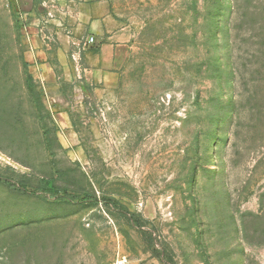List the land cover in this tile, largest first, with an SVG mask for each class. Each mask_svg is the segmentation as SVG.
<instances>
[{
    "label": "rangeland",
    "instance_id": "374dc122",
    "mask_svg": "<svg viewBox=\"0 0 264 264\" xmlns=\"http://www.w3.org/2000/svg\"><path fill=\"white\" fill-rule=\"evenodd\" d=\"M108 1L116 78L42 83L0 0V264H264V0Z\"/></svg>",
    "mask_w": 264,
    "mask_h": 264
},
{
    "label": "crops",
    "instance_id": "0c3cea01",
    "mask_svg": "<svg viewBox=\"0 0 264 264\" xmlns=\"http://www.w3.org/2000/svg\"><path fill=\"white\" fill-rule=\"evenodd\" d=\"M19 14L25 40L31 45L26 55L31 74L42 83L50 77V66L42 58L69 56L82 59L84 76L96 81L116 78L122 53L132 39L131 31L118 19L108 0H11ZM50 38L56 52H50ZM93 42L88 44L87 39ZM45 87V85L43 84Z\"/></svg>",
    "mask_w": 264,
    "mask_h": 264
},
{
    "label": "trees",
    "instance_id": "16d2710c",
    "mask_svg": "<svg viewBox=\"0 0 264 264\" xmlns=\"http://www.w3.org/2000/svg\"><path fill=\"white\" fill-rule=\"evenodd\" d=\"M54 182H55V180L53 178L41 180V184L43 185L45 192H47L49 194L55 193Z\"/></svg>",
    "mask_w": 264,
    "mask_h": 264
},
{
    "label": "built area",
    "instance_id": "2783aa9c",
    "mask_svg": "<svg viewBox=\"0 0 264 264\" xmlns=\"http://www.w3.org/2000/svg\"><path fill=\"white\" fill-rule=\"evenodd\" d=\"M92 42H93V39H92V38L87 39V43H88V44H90V43H92Z\"/></svg>",
    "mask_w": 264,
    "mask_h": 264
}]
</instances>
